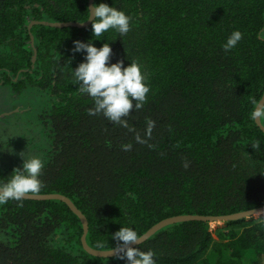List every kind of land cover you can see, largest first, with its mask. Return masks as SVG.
<instances>
[{"label": "trees", "instance_id": "16d2710c", "mask_svg": "<svg viewBox=\"0 0 264 264\" xmlns=\"http://www.w3.org/2000/svg\"><path fill=\"white\" fill-rule=\"evenodd\" d=\"M89 1L0 0V125L27 117L19 133L0 134V183L22 170L21 153L38 156V194L69 197L88 219L87 243L102 250L121 227L141 236L176 215L263 207L264 130L249 113L264 96V0H93L131 17L124 36L44 23H83ZM234 30L243 38L225 52ZM74 41L109 43V63L140 64L150 91L127 128L88 115ZM83 234L62 199L10 200L0 205V264H126L88 251ZM137 246L156 264H264V214L215 230L210 220L175 222Z\"/></svg>", "mask_w": 264, "mask_h": 264}, {"label": "clouds", "instance_id": "9594fccd", "mask_svg": "<svg viewBox=\"0 0 264 264\" xmlns=\"http://www.w3.org/2000/svg\"><path fill=\"white\" fill-rule=\"evenodd\" d=\"M86 21H91L92 36L101 37L110 29L115 30L120 36L130 31L131 17L125 12L118 10L106 3L93 4L87 10ZM243 34L234 30L222 45L225 52L235 48L242 40ZM99 40V39H97ZM74 52L84 53V61L74 70L72 75L74 81L79 84L82 95H88L93 101V107L88 110L89 116L102 114L113 124L128 127L125 117L131 115L135 110L143 107L147 94L150 91L145 82L141 66L136 61H131L127 66L124 61L109 63L112 48L109 43H104L97 48L93 43L74 41ZM254 107L249 113V119L253 121H264V98L253 101ZM155 122L147 121L146 135L150 136ZM137 142L143 143L139 135ZM259 142L255 147L259 148ZM125 151L131 148L130 144L122 146ZM23 166L15 169L7 182L0 183V205L10 200L20 202L27 194H35L41 191L42 183L40 173L44 168V162L38 156L26 157L21 153ZM117 241L113 246V253L117 259L125 260L126 264H156L154 252L144 251L139 245L142 237L132 227H121L112 236ZM97 247L103 244L98 243Z\"/></svg>", "mask_w": 264, "mask_h": 264}, {"label": "water", "instance_id": "95a60500", "mask_svg": "<svg viewBox=\"0 0 264 264\" xmlns=\"http://www.w3.org/2000/svg\"><path fill=\"white\" fill-rule=\"evenodd\" d=\"M93 0L89 1V8L92 7L93 5ZM44 23L51 24V25H56V26H79L83 27L91 23V21H85L83 23L80 22H47L44 21ZM264 98V96H263ZM257 123L259 126L264 130V125L262 121L257 120ZM25 198H32V199H48V198H59L64 200L70 207L71 209L76 212L79 217L81 218L83 225H84V234L82 236V241L84 244V247L90 251L91 253L95 255H100V256H109V255H115L113 253V249H108V250H102V249H95L91 247L87 243L86 235L88 232V227H89V222L86 217V215L76 206V204L66 195L59 194V193H43V194H27ZM261 214H264V206L255 208V209H250V210H245L241 212H237L234 214L230 215H222V216H206V215H193V214H184V215H176L173 217H168L164 220H161L160 222L156 223L153 225L148 231H146L144 234L141 235L142 239L139 243L145 241L148 239L150 236H152L154 233H156L158 230L162 229L163 227L175 223V222H180V221H185V220H191V219H201V220H210L211 222L213 221H225L227 219H236L240 217H253V216H259ZM135 246V245H132Z\"/></svg>", "mask_w": 264, "mask_h": 264}, {"label": "rangeland", "instance_id": "374dc122", "mask_svg": "<svg viewBox=\"0 0 264 264\" xmlns=\"http://www.w3.org/2000/svg\"><path fill=\"white\" fill-rule=\"evenodd\" d=\"M15 121L14 120V123L13 122H9L8 124H1L0 125V134H4V138H7V136L9 135H14L16 133H19L22 128L25 129L26 128V125L21 123L24 119H26L25 117H22V116H15L14 117ZM18 120L20 122H18ZM8 136V137H9ZM262 215V214H261ZM224 221H213L211 222V229L212 230H215L217 228V226L219 225H223Z\"/></svg>", "mask_w": 264, "mask_h": 264}]
</instances>
